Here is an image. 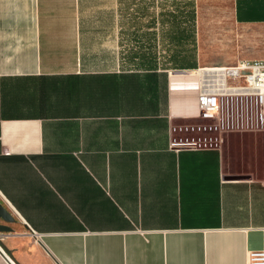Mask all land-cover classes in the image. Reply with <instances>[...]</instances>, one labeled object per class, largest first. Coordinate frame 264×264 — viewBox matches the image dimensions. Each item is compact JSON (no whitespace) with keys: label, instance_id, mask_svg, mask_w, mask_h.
<instances>
[{"label":"crops","instance_id":"obj_1","mask_svg":"<svg viewBox=\"0 0 264 264\" xmlns=\"http://www.w3.org/2000/svg\"><path fill=\"white\" fill-rule=\"evenodd\" d=\"M263 61L264 0H0L2 250L245 264L264 247V133L193 148L171 129L196 122V69Z\"/></svg>","mask_w":264,"mask_h":264},{"label":"built area","instance_id":"obj_2","mask_svg":"<svg viewBox=\"0 0 264 264\" xmlns=\"http://www.w3.org/2000/svg\"><path fill=\"white\" fill-rule=\"evenodd\" d=\"M194 73L197 93L193 118L199 122L196 130L213 145H180L171 137V146L216 148L227 135L264 133V61L199 68ZM185 141L188 143V139ZM0 251L4 254L1 247ZM244 263L264 264V247L248 251Z\"/></svg>","mask_w":264,"mask_h":264},{"label":"rangeland","instance_id":"obj_3","mask_svg":"<svg viewBox=\"0 0 264 264\" xmlns=\"http://www.w3.org/2000/svg\"><path fill=\"white\" fill-rule=\"evenodd\" d=\"M199 122H184L181 124L174 125V130L172 131L173 141L180 145H191V146H204V145H213L209 143L207 140H203L204 134L202 131H197L196 126ZM189 126L193 127V130L189 129ZM178 128L180 130H178ZM188 139V143L185 141ZM181 140V141H180ZM183 143V144H182Z\"/></svg>","mask_w":264,"mask_h":264},{"label":"water","instance_id":"obj_4","mask_svg":"<svg viewBox=\"0 0 264 264\" xmlns=\"http://www.w3.org/2000/svg\"><path fill=\"white\" fill-rule=\"evenodd\" d=\"M1 246V245H0ZM4 254L0 251V255L2 256L3 260L5 261L6 264H16L13 260V258L7 253L6 250L3 249ZM7 257H6V255Z\"/></svg>","mask_w":264,"mask_h":264}]
</instances>
